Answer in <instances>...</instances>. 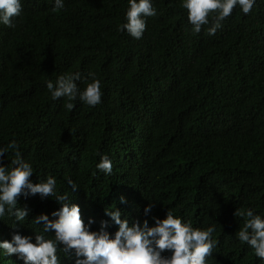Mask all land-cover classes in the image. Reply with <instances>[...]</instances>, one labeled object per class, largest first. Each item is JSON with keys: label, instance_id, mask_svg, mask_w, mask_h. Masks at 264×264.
Wrapping results in <instances>:
<instances>
[{"label": "trees", "instance_id": "16d2710c", "mask_svg": "<svg viewBox=\"0 0 264 264\" xmlns=\"http://www.w3.org/2000/svg\"><path fill=\"white\" fill-rule=\"evenodd\" d=\"M64 2L53 12L52 0H22L15 26L0 25V146L18 142L33 183L55 176L81 219L94 220L90 230L108 219L104 209L115 205L131 224L154 202L159 218L171 208L194 226L218 223L210 264H262L234 238L242 221L232 213L264 214V0L247 15L234 8L213 36L207 25L190 33L179 0H153L157 14L138 40L117 30L127 0ZM76 71L101 80L100 104L76 100L68 111L65 98L52 100L45 81ZM98 152L112 160L110 176L95 169ZM18 206L29 209L26 222L11 229L5 218L0 241L33 236L42 223L31 220L59 207L39 195ZM0 264L22 262L0 252Z\"/></svg>", "mask_w": 264, "mask_h": 264}, {"label": "clouds", "instance_id": "9594fccd", "mask_svg": "<svg viewBox=\"0 0 264 264\" xmlns=\"http://www.w3.org/2000/svg\"><path fill=\"white\" fill-rule=\"evenodd\" d=\"M257 0H179L185 10L190 33L201 32L207 25L208 36L216 34L222 22L229 17L234 8L247 15ZM64 0H52V11L64 10ZM22 0H0V25L14 27L13 18L20 16ZM157 14L153 0H127V10L118 31L125 32L132 39H140L146 28V18ZM84 81L81 89L78 82ZM45 87L52 100L65 98L63 107L72 111L74 101L95 107L101 103V80L95 73L82 76L79 71L58 75L55 80H46ZM11 150L12 158L7 163L0 162V222L5 218L11 221L8 226L16 229L26 222L29 215L27 206H18L20 197L39 195L41 199L51 198L58 209L49 214L36 215L31 223L41 225V230L33 236L21 235L16 231L10 240L0 241V252L15 262L22 264H61V259H72V264H210L219 240L214 236L217 222L206 226H194L191 220L182 219L169 208L164 210L163 218L152 215L154 202H148L142 209L141 220L122 217L115 205L104 209L107 220L99 221L98 230H90L94 220L81 219L80 207L71 202L68 192H60L57 178L47 175L33 183L32 163L26 161L19 150L18 142L10 140L0 146V157ZM99 159L95 169L104 175H111L113 162L105 153H97ZM65 183L74 193L79 188L72 178ZM120 204L127 199L117 197ZM232 215L242 223L234 233L241 245L250 248L258 260L264 264V214L252 207H238ZM52 217L53 219H50ZM151 221V223H150ZM115 226L111 234L107 229ZM49 232L53 234L48 236ZM60 253V255H58ZM16 255V256H15Z\"/></svg>", "mask_w": 264, "mask_h": 264}]
</instances>
